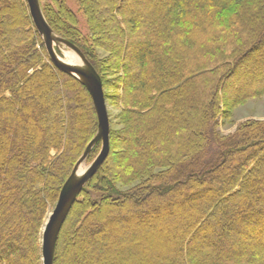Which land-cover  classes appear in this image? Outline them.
Returning a JSON list of instances; mask_svg holds the SVG:
<instances>
[{"label":"trees","instance_id":"1","mask_svg":"<svg viewBox=\"0 0 264 264\" xmlns=\"http://www.w3.org/2000/svg\"><path fill=\"white\" fill-rule=\"evenodd\" d=\"M75 3L77 11L66 0L40 8L94 67L105 98L115 89L122 128L110 127L109 153L72 204L53 264H129L134 254L136 264H264V119L217 129L234 105L264 93V0ZM0 9V264H42L43 220L97 117L86 87L50 62L26 1L0 0ZM99 149L97 141L88 154ZM172 197L180 200L158 204ZM184 200L190 208L162 229L175 236L162 254L121 232L96 239L115 209L106 230L130 236ZM149 203L150 217L134 219Z\"/></svg>","mask_w":264,"mask_h":264},{"label":"water","instance_id":"2","mask_svg":"<svg viewBox=\"0 0 264 264\" xmlns=\"http://www.w3.org/2000/svg\"><path fill=\"white\" fill-rule=\"evenodd\" d=\"M33 26L41 36L50 62L59 70L77 78L87 89L97 117V133L86 145L83 153L74 164L70 174L62 184L54 206L41 228L40 245L42 264H53L54 249L60 228L84 184L93 176L106 159L110 149V120L107 112L104 88L101 78L94 67L85 58L77 46L53 33L42 14L38 0H25ZM56 43H62L72 49L81 63H68L61 59L56 51ZM100 149L89 166L73 180L75 170L81 160L87 156L95 142Z\"/></svg>","mask_w":264,"mask_h":264},{"label":"rangeland","instance_id":"3","mask_svg":"<svg viewBox=\"0 0 264 264\" xmlns=\"http://www.w3.org/2000/svg\"><path fill=\"white\" fill-rule=\"evenodd\" d=\"M50 1L51 0H39V5L41 6L43 4H48V3H50ZM66 2L74 11H77V5L75 3V0H66ZM4 12H5V9H0V20H1V17L4 15ZM77 14H78V18H79L80 23H81L82 22V15L79 12H77ZM55 51L61 59H65L67 57V58L72 60L71 63H81L78 60V56L76 55V53L72 49H70L69 47H67L66 45H64L62 43H56ZM98 55L101 58H103L106 56V52L103 50H99ZM242 77H244V76H242ZM106 78L108 80H112V79L116 78V75L109 73L106 75ZM241 79H242L241 76L240 77L238 76L237 78L231 79L230 81H228L226 83V85L230 86L231 83H235V82L237 83ZM105 93L107 94V97L105 98V100H106L107 112H108V116H109V120H110V127L113 131L116 132L122 128V124L120 123V111H121V109H120V105H119V103L115 97L117 92L115 91V89L108 86L105 88ZM28 110H29V112H31L32 106H29ZM248 118L264 119V93L259 97H251V98L246 99L242 103L234 105L230 109L228 116L224 119L222 118L219 120L217 129L223 135L231 134L236 129V127L239 123H241L242 121H244ZM31 121H32V123H31L32 125L36 124V126H38V127L41 126L39 121H36L35 119H32ZM95 153L96 152H94L92 154H87V156H85V158L79 162L78 165L82 166L83 171H85L87 169V167L89 166V164L93 160ZM259 188H260L259 191H261L263 189V187H261V186ZM176 199H179V197H172L170 199L164 198V199L158 201V204H161V202L162 203L166 202L168 204L170 201L176 200ZM191 203H192V200L182 201L180 205H177L176 207L173 206L174 208H173L172 213H170L169 215H166L164 217H158L150 226L148 223H146L145 225L142 226V228H140L141 229L140 231L138 230L137 234H134V235L130 234V236H128V234L126 233L127 231H125V230L124 231H120L119 229L114 230V231L106 230V227L112 226L113 221L111 220V218L113 217V215H116V214L121 215L120 213L117 212V209H115L114 212H110L108 214L110 216H109L108 221H106L104 223V230L98 233V237L96 239H97V241H99V239H100L101 241H103L106 244L115 238H119L118 234H119V232H121V236L124 239V242H129L130 244H134L139 239L142 238L143 241L146 242L147 247L149 248L150 251L156 252V251L160 250L159 252H160V254H162L165 247H166L165 250L173 249L175 247L174 246L175 236L172 234V232H169L167 230H162L165 227L164 225L168 224L169 226H172V225H174V223H176V222L178 223L179 216L183 213L184 208L188 210L191 206ZM53 206H54V204L48 210L43 221H45L48 214L52 210ZM153 206L154 205L150 204V203L145 205V208H142L143 206H141V208L138 209V210H141V213L137 214L134 219H136L138 221H141V220L144 221L146 218H149L150 217L149 215L153 211V209H152ZM145 209H147L146 212H144ZM132 211L133 210H131L129 213H131ZM134 212H135V210H134ZM117 225L120 226V224H117ZM193 241L198 242V238L193 239ZM241 241L247 242L249 245L248 248L250 250L255 248V242L249 236L243 237V239ZM77 255H78V257L83 256V258H85L86 256H88V258H89V254L86 251H82L81 249H79V253H77ZM110 255L112 256L113 253L112 252L106 253V258L108 259V257ZM138 256H139L138 254L130 255L131 259L128 261L129 264H136L135 260L136 261L138 260V258H137Z\"/></svg>","mask_w":264,"mask_h":264},{"label":"bare ground","instance_id":"4","mask_svg":"<svg viewBox=\"0 0 264 264\" xmlns=\"http://www.w3.org/2000/svg\"><path fill=\"white\" fill-rule=\"evenodd\" d=\"M74 55H75V54H74ZM67 56H68V55H67ZM75 56H76V55H75ZM63 61L68 62V63H71V62H72V60L69 59V58H67V57H66L65 59H63ZM82 172H83L82 166H79V165H78L77 169L75 170L73 180H76V179L81 175Z\"/></svg>","mask_w":264,"mask_h":264}]
</instances>
